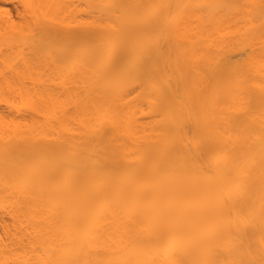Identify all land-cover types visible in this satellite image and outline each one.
I'll return each mask as SVG.
<instances>
[{
  "label": "bare ground",
  "instance_id": "bare-ground-1",
  "mask_svg": "<svg viewBox=\"0 0 264 264\" xmlns=\"http://www.w3.org/2000/svg\"><path fill=\"white\" fill-rule=\"evenodd\" d=\"M0 264H264V0H0Z\"/></svg>",
  "mask_w": 264,
  "mask_h": 264
}]
</instances>
